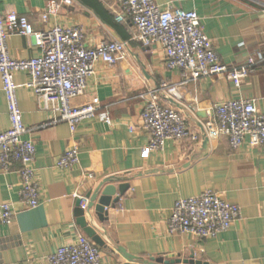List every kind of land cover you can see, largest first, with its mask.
Returning a JSON list of instances; mask_svg holds the SVG:
<instances>
[{
  "label": "crops",
  "instance_id": "crops-1",
  "mask_svg": "<svg viewBox=\"0 0 264 264\" xmlns=\"http://www.w3.org/2000/svg\"><path fill=\"white\" fill-rule=\"evenodd\" d=\"M155 2L161 9L195 12L220 61L229 67L243 66L248 58L264 53V0ZM45 4L46 0H0V11L26 17L34 32L53 25L79 26L84 47L117 40L126 44V54L113 65L97 62L85 92L72 101L76 107L92 104L106 112L109 125L93 118L78 124L74 132L66 123L47 125L42 102L20 87L28 75L15 74L22 121L36 128L23 139L35 146L33 170L40 203L24 209L16 168L0 171V204L9 203L14 210L12 223L0 226V264H48V256L58 247L84 234L76 224L74 194L94 196L109 183L104 181L115 187L126 183L129 188L116 207L108 209L106 221L99 222L93 210L85 212L104 243L99 247L100 264H157L160 258L185 260L191 253L206 264H264V148H251L245 139L238 150H231L225 137L209 138L203 129L217 102L252 100L255 110L264 114V62L239 89L218 76L185 84L180 104L163 99V105L182 113L200 141H169L162 152H146L150 135L142 127L145 102L139 96L161 84H180L181 74L165 67L159 45L145 48L132 40L130 22H115L113 0H73L47 24L41 22ZM7 51L14 60L41 56L31 38L19 35L8 39ZM8 127L0 79V133ZM71 147L79 149L78 167L57 168L56 162ZM204 190L220 193L238 206L241 219L214 239L169 234L174 203Z\"/></svg>",
  "mask_w": 264,
  "mask_h": 264
},
{
  "label": "built area",
  "instance_id": "built-area-1",
  "mask_svg": "<svg viewBox=\"0 0 264 264\" xmlns=\"http://www.w3.org/2000/svg\"><path fill=\"white\" fill-rule=\"evenodd\" d=\"M114 20L130 22L134 28L133 41L145 48L159 45L165 55V67L181 74L180 84H161L145 91L139 98L145 102L141 112L142 127L150 139L146 152H162L169 141L196 144L200 135L189 128L181 112L161 103L163 99L180 104L182 87L189 82L223 76L239 89L244 80L264 62V53L248 58L240 67L223 64L205 36L201 19L195 12L167 6L161 9L155 0H113ZM73 0H46L41 22L47 24L62 6ZM264 15V11H263ZM19 35L33 40L41 50L37 58L14 60L7 51L10 37ZM79 26H48L34 32L28 19L15 12L0 11V79L5 96L9 127L0 133V171L12 169L20 180L19 202L24 209L36 208L39 203V184L33 170L35 146L23 136L36 128H28L22 121L14 82L18 72H25L28 80L20 87L29 89L43 104L48 114L47 125L66 123L71 132L85 120L93 118L109 125L106 112H98L92 104L80 107L72 101L86 90L87 81L97 62L113 65L126 54L121 41L101 43L94 48L82 44ZM193 114L195 108L188 106ZM211 114L203 129L205 136L225 137L231 150H238L248 139L251 148H264V114L258 113L252 100L233 99L212 105ZM79 165V149H66L55 166L72 169ZM79 208L86 212L89 198L74 194ZM11 204H0V226L12 223ZM241 219L239 207L229 203L223 195L204 190L198 196L178 199L167 222L169 234H184L198 240L214 239L227 232ZM48 264H100V249L84 234L58 247L47 258Z\"/></svg>",
  "mask_w": 264,
  "mask_h": 264
},
{
  "label": "water",
  "instance_id": "water-1",
  "mask_svg": "<svg viewBox=\"0 0 264 264\" xmlns=\"http://www.w3.org/2000/svg\"><path fill=\"white\" fill-rule=\"evenodd\" d=\"M109 182L106 186L100 190L98 189L97 193L94 196L90 195L89 203L87 206V210H93L94 215L97 217L99 222L106 221L108 218V209H114L119 202L120 198L124 195V193L128 190L129 186L128 184H120L118 187H115L113 182L110 181H104ZM103 186V185H101ZM100 186V187H101ZM100 191V192H99ZM98 196V198H97ZM74 215L76 217V224L79 226V228L83 231V233L98 247H103L104 243L101 240L100 236L97 234L95 229L88 224L85 218V212L82 211L79 208V201L76 202V208ZM157 264H206L200 260H195L194 254L191 253L190 257L181 260L180 258L175 259H157L155 261Z\"/></svg>",
  "mask_w": 264,
  "mask_h": 264
}]
</instances>
